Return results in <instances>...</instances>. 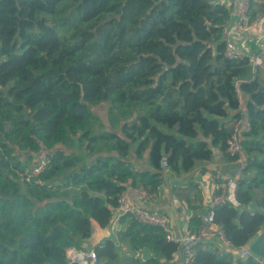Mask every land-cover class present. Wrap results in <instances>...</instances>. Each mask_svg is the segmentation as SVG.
<instances>
[{
    "label": "trees",
    "instance_id": "obj_1",
    "mask_svg": "<svg viewBox=\"0 0 264 264\" xmlns=\"http://www.w3.org/2000/svg\"><path fill=\"white\" fill-rule=\"evenodd\" d=\"M252 9L264 13V0ZM229 18L215 0H0V264H70L94 225L109 228L128 184L157 192L164 156L176 173L213 160L212 148L235 161L221 122L232 112L244 120L245 168L238 207L215 208L214 222L233 249L200 245L193 264H257L240 258L242 247L264 259V68L226 57ZM102 103L135 119L121 134L98 132L91 106ZM42 149L50 169L23 184L16 150ZM147 152L150 169L136 170ZM62 197L73 204L45 203ZM206 214L194 208L189 232ZM126 219L117 241L93 248L98 264H166L180 251L160 228ZM144 249L153 257L137 258Z\"/></svg>",
    "mask_w": 264,
    "mask_h": 264
},
{
    "label": "built area",
    "instance_id": "obj_2",
    "mask_svg": "<svg viewBox=\"0 0 264 264\" xmlns=\"http://www.w3.org/2000/svg\"><path fill=\"white\" fill-rule=\"evenodd\" d=\"M251 0H242L238 9V21L236 29L238 33H243L251 23ZM264 16V13L259 15V18ZM226 40V57L231 60H239L248 57L254 67H262L264 59L261 54L248 55L238 49L235 44L227 37L224 29ZM264 53V44L261 49ZM239 98L242 93L238 91ZM232 135L227 143V154L234 158L239 168L238 174L245 168L243 159L241 135L245 130L244 120L237 119L232 121ZM16 154L21 156L22 162L19 178L25 185L32 184L37 181L52 165L53 154L48 149H42L41 152L29 158L28 153H21L16 150ZM169 162L167 156H164L161 161V170H169ZM221 177V175H219ZM226 186L220 194L213 196L211 205L207 208V214L202 219V227L198 232H188L181 238L175 236L174 229L171 224V218L158 211H152L146 208L156 200V194L142 187L128 186L120 195L119 204L113 210L109 228L112 232L119 229L123 218H132L142 225L153 226L160 228L166 235L168 241L180 244V251L183 255V264H193L196 249L200 245H207L214 240L220 242V246L233 249L232 245L225 239L222 229L214 222V209L219 206L235 204L237 191V177L228 175L225 177ZM131 192V195H130ZM238 204V203H237ZM235 206V205H234ZM238 255L242 260L252 258L257 264H264V259L254 256L249 247H242L237 250ZM67 259L70 264H98V259L94 249L79 250L70 249L67 253Z\"/></svg>",
    "mask_w": 264,
    "mask_h": 264
},
{
    "label": "crops",
    "instance_id": "obj_3",
    "mask_svg": "<svg viewBox=\"0 0 264 264\" xmlns=\"http://www.w3.org/2000/svg\"><path fill=\"white\" fill-rule=\"evenodd\" d=\"M241 1L242 0H215V3L225 5L230 9V18L225 25V33L242 52L248 55L261 54L264 59V53L262 54L261 51L264 44V16L259 18V12L253 16L254 10H250V26L243 33H238L236 24ZM240 99L241 102H243V111L245 114L248 98L242 96ZM234 114L236 113L232 112L229 118L223 119L221 122L232 126V117ZM217 158V161L215 159L211 161H199L191 171L185 173H176L171 169L162 171V184L157 192L154 193L156 194V200L146 206V208L168 215L171 218V224L177 238H181L189 232V224L194 215V208L202 207L206 210L211 205L213 196L218 193L220 194L225 188V177L228 175L238 177V164L236 162L225 161L221 152ZM132 161L136 170L150 169L148 152L142 160L134 157ZM219 175H221V177H219ZM190 184H194L195 191L199 192L198 196H196V192L187 193V188ZM128 186H131V184H128L127 187ZM187 197L190 199V204L187 202ZM234 205L238 207L237 203ZM247 209L251 211L258 210L255 205H250ZM123 220L127 221L126 218H123L119 229L115 232H112L110 228L103 230L95 226L92 237L83 243V248L85 250L93 249L108 238L117 241L118 234L127 228V222ZM207 246L214 249L218 248L223 251H231L228 248L221 247L218 240L212 241V243L207 244ZM122 250L125 252L126 249ZM136 257L144 261L147 258L153 257V252L144 249L137 252ZM166 264H183L182 252L179 251L176 253L174 259Z\"/></svg>",
    "mask_w": 264,
    "mask_h": 264
},
{
    "label": "rangeland",
    "instance_id": "obj_4",
    "mask_svg": "<svg viewBox=\"0 0 264 264\" xmlns=\"http://www.w3.org/2000/svg\"><path fill=\"white\" fill-rule=\"evenodd\" d=\"M92 112L96 118L95 127L98 132H113L115 134H121V127L126 122H131L135 119V116L127 113L123 116L120 112L110 113V106L107 103H102L96 106H91ZM56 149L64 150L71 153L72 151L59 146ZM56 151V150H55ZM89 152H86L88 154ZM96 225H94L95 228ZM122 253V249H119Z\"/></svg>",
    "mask_w": 264,
    "mask_h": 264
},
{
    "label": "water",
    "instance_id": "obj_5",
    "mask_svg": "<svg viewBox=\"0 0 264 264\" xmlns=\"http://www.w3.org/2000/svg\"><path fill=\"white\" fill-rule=\"evenodd\" d=\"M263 68H264V65H263ZM200 139L205 141V142H208L210 144L212 142L210 139H206L203 136H201ZM212 150H213V153H214V159L217 161L218 160L217 157L219 156L220 151L218 149H216V148H212ZM55 202H66L68 204H73V198H65V197L55 198V199L48 200L45 203H55Z\"/></svg>",
    "mask_w": 264,
    "mask_h": 264
}]
</instances>
